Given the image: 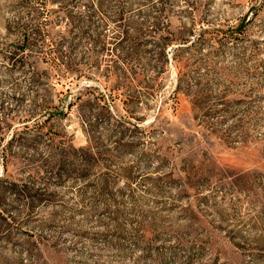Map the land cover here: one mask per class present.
<instances>
[{
    "label": "rangeland",
    "instance_id": "obj_1",
    "mask_svg": "<svg viewBox=\"0 0 264 264\" xmlns=\"http://www.w3.org/2000/svg\"><path fill=\"white\" fill-rule=\"evenodd\" d=\"M97 1L0 0V264H264V0Z\"/></svg>",
    "mask_w": 264,
    "mask_h": 264
},
{
    "label": "trees",
    "instance_id": "obj_2",
    "mask_svg": "<svg viewBox=\"0 0 264 264\" xmlns=\"http://www.w3.org/2000/svg\"><path fill=\"white\" fill-rule=\"evenodd\" d=\"M160 1H163L161 3V5H163V7H164V5H165L164 0H160ZM144 2H146V0H144L143 2L141 0H138L137 8L139 9V11L142 10L144 8V6L149 7L150 4H152V3L144 4ZM102 4L103 3L100 0H98L97 3H92V4H90V6H87L88 12L90 13V15L88 17H84L83 12L74 13L75 12V6H73L71 8L70 7L66 8L67 13L65 15H66L67 21L70 22L69 23L70 27L71 28H75V27L79 28L78 31L83 32V35L84 34L88 35L87 24L90 25V27H91V25H93L92 19H93L94 14L102 13L101 12ZM95 6H96V10H94ZM124 6H126V5H124ZM124 6H122V9L119 10V12L116 14L117 15L116 21L119 24H122V26H120V27H123V31H122L123 39H127V41H130V42H133L134 44H136L137 43L136 41H140L139 39H141L140 38L141 37V30L139 27L140 25H138L137 22H134L132 20L130 21V17L127 16L128 13L124 12L125 11L124 9H127V7H124ZM128 6H129L128 9H131V8H133V6H135V4H132V5L129 4ZM132 30L134 32L133 34H131ZM23 36H24V43L26 46H30L33 43H40L41 49L44 51V55L46 57L49 56V58H51V60L53 61L54 64L62 65L61 58H63V57H61V55H60V57H58V54L62 53L61 50L63 47V42H62L63 40L61 38L53 37L51 35L50 29L47 26L28 27V28L24 29V35ZM88 37H90V36H88ZM181 44H186V43H181ZM135 46L137 47L138 45H135ZM180 48H182V47H180ZM163 49L164 50L162 52V58H163L162 61L160 60L157 63V65L152 68V70H154L155 72H158V74L167 70L166 68L168 67V64L170 61L168 54L166 53V51L168 49V45H165L163 47ZM173 60L176 62L175 64H176L177 77H178L177 88H176L174 94L178 96L179 93H184L183 92V89H184L183 84L185 82L184 77L186 76V71H185V66L182 65L183 62L181 61V59H178V57L176 55H174ZM130 61H135V60H130ZM63 64H65V63H63ZM147 66H149V65H147ZM128 70L129 69L127 68V71ZM130 70H133V69H130ZM147 71L148 70L146 69V72ZM133 73L134 74L137 73L135 69L133 70ZM33 83H35V81H33ZM47 104L48 103L45 102V104H43V107L46 106ZM35 108H37V107L35 106ZM42 108H40L39 110L41 111ZM37 110H38V108H37ZM37 110H32V113H30V116L34 117L36 114L35 111H37ZM44 116H46V115H42L41 117H44ZM81 118L83 120V124L87 125L89 122L88 119H90V117L83 115ZM97 118H98V116H97ZM48 119H49V117H48ZM34 123H35V126H34V132L35 133H33V134H34L35 138H42L45 134L40 133V132H42L41 130H44L45 121L42 123V120L40 118H36ZM39 125H41V128H42V129H40V131L36 127ZM47 134H49V132ZM39 136H42V137H39ZM13 139H15V135L12 137V140ZM48 165L50 167L51 164L48 162ZM51 168H53V169L58 168V170H59L60 165L58 162H56L53 166H51ZM21 186L23 187V189L20 191H23V193H25L24 195H30L31 196V194L34 192V188L29 187V185H21ZM11 190L13 192L17 191V189L16 190L11 189ZM39 191H42V190L39 189L38 192ZM17 192L19 193V190ZM18 193L15 192V195ZM41 196H44V194H41ZM31 207L32 206L30 205L29 209ZM5 212H7V211H5Z\"/></svg>",
    "mask_w": 264,
    "mask_h": 264
}]
</instances>
